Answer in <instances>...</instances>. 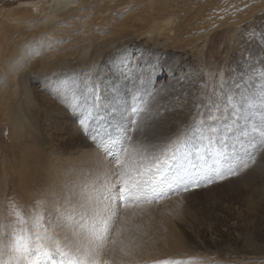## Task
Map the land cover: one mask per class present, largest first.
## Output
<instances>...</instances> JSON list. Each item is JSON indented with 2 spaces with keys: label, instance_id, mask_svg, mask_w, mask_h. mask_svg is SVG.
Returning a JSON list of instances; mask_svg holds the SVG:
<instances>
[{
  "label": "rangeland",
  "instance_id": "1",
  "mask_svg": "<svg viewBox=\"0 0 264 264\" xmlns=\"http://www.w3.org/2000/svg\"><path fill=\"white\" fill-rule=\"evenodd\" d=\"M46 1L0 0V23L11 24V20L6 18L19 12L21 8L30 12L33 8V12L40 11V7L50 3V0ZM36 2L39 4L37 10ZM68 2L66 10L63 2L59 4V9L65 16L63 19L76 13L83 15L81 11L76 10L78 1ZM50 13L49 10L43 15L39 12L33 14L41 18ZM93 15V19L83 25L100 24L99 19L103 14L94 12ZM3 16L7 17L4 19ZM57 20L58 18H51L43 22L51 25L61 21ZM256 22L254 19L251 24L244 23V31L242 28L236 32L232 29L217 30L203 48L202 45L191 46L190 49L188 42L171 45L165 38L159 39L156 33L149 35L147 30H137L135 36H128L126 39L120 37V40L117 39L107 46L93 43L87 56L81 55L79 59L65 61L66 68L56 73L46 68L43 80L36 69L28 73L23 84L26 87L25 94L22 93L21 97L17 95L11 109V119L24 118L21 125L26 128L20 126L14 129L15 124L6 120V116L0 113V224H5L3 231L7 229L8 235L11 236L12 227H20L19 223L7 215L9 207L16 206L15 211L21 212L28 221V226L32 224L31 217L36 215L31 214L30 210L35 209L33 206L38 197L41 201L44 200L42 206L49 208L45 199L48 200L50 192L53 191L54 178L47 177L48 174L50 176L52 163H49L51 160L47 152V137L42 138L43 129H40V125L52 120V125H56L55 136L59 144L69 139L85 140L87 146L84 148L92 158V173L96 172L97 176L105 180V174L115 165L113 156L106 153L102 146V138L116 136L121 126L127 127L130 121H135L138 122L135 126L139 131L133 136L134 143L136 139L146 138L153 144L164 145L183 134V138L191 144L183 147V154L186 151L196 154L194 151L198 149L210 150L211 157H207L212 161L213 167L207 175H213L212 169L226 172L229 166H234L238 174L228 176L224 180L213 176V182L210 184L204 179L201 186L194 190L189 185L187 192L168 191L166 198L142 204L156 206L162 203L166 210L162 214L153 213L144 218L138 215L126 221V230H121L120 235L128 233L126 235L129 237L115 240L116 243L113 244L111 234L107 247L97 255L100 264H160L164 261H178L175 254L180 252H184L182 262L186 264H264V146H259V140L253 135L252 128L253 124L264 117V103L259 100L260 95L264 96V78L253 75L259 68H264L259 62L263 52L258 49V41L262 40L261 45L264 43V21ZM80 25L79 23L76 27L77 32ZM65 26L71 27L68 22ZM254 26L256 31L252 32ZM111 28V25L104 28L106 37ZM239 32L241 43L236 44V34L232 35ZM246 32L250 33L251 37L247 36ZM79 35L82 37L81 32ZM60 36L55 38L62 41L59 42L62 43L60 47H70L72 40L66 38L69 33H61ZM84 41L81 39L78 44ZM6 42L4 37L0 39V45ZM75 42L77 41L73 44H76ZM30 46L18 49L23 51ZM132 50H139L136 58ZM128 52L130 59L124 67L120 66ZM252 53L257 57L251 59L249 55ZM113 60L120 61L119 66L113 64ZM58 62L62 65V61ZM115 68L119 69L117 74L113 72L116 71ZM21 73L14 72L11 67L8 71L0 72V82L13 81L19 84L21 81L22 90L25 76ZM252 90L254 93H251ZM254 94L256 97L253 105L249 104V107L253 108L254 119L249 124L248 106L244 107L242 99L247 100V97L250 98L249 96ZM40 96L50 102L48 107L51 111L47 117L49 119L42 120L38 113V119L32 120L30 113L32 115L39 109ZM136 96L141 99L135 98ZM70 103H76L78 107L71 109L68 106ZM134 106L137 109L135 113L132 111ZM119 107L123 110L122 113L119 112ZM185 107L190 110L189 114L180 122H176L175 118L182 117ZM35 108L37 109L34 110ZM82 117L87 118L85 127L80 124ZM28 125H34L35 129L29 130ZM36 134L41 135L39 140L35 138ZM256 134L258 135V130ZM99 135L101 137H98ZM107 142L109 143L108 139ZM209 142H212L211 145ZM114 148L113 152L116 151ZM147 155L145 153V156ZM252 155L255 156V163H250L247 169L241 171L240 161L247 160ZM214 157L221 162H215ZM182 158L187 160L183 166L190 161ZM144 162L147 164L149 160ZM194 162L202 166L206 164V161L198 162L197 159ZM5 167L8 170L7 175ZM15 170L17 177H9ZM102 179L97 181V189L103 185ZM42 182L44 184H41ZM175 187L176 185H173V188ZM175 197L184 201V209L178 212L173 204ZM45 208L40 209V212L42 211L46 219L49 211ZM37 210L39 209L35 211ZM123 210L121 207V218ZM122 220L123 218L119 219V224ZM140 229L144 231L143 237L136 235ZM122 242L126 244L121 245ZM125 252H128V255L123 257Z\"/></svg>",
  "mask_w": 264,
  "mask_h": 264
},
{
  "label": "bare ground",
  "instance_id": "2",
  "mask_svg": "<svg viewBox=\"0 0 264 264\" xmlns=\"http://www.w3.org/2000/svg\"><path fill=\"white\" fill-rule=\"evenodd\" d=\"M68 1L74 2V0H62V1L50 0V3H46L45 6L39 8L40 11L37 10L39 7V4L38 2H36L35 9L37 11L33 12L32 10L34 8L31 10V12L28 9L21 8V10L14 15H11L8 17L3 16V18L7 17L6 19L11 20L12 23L11 24L9 23L10 25L3 23V22L0 23V39L4 37V39L7 41L5 44L0 45V72L8 71L10 70L11 67H13L14 72L21 73L22 71L21 74L25 76L24 80L22 81V90L20 89L21 81H19V84L14 83L13 81H9L8 83L0 82V113H3L6 116L5 117L6 120H10L12 123L15 124L14 129L20 126L24 129L26 128L25 125H21L24 122V118L23 119L15 118L13 120L11 119L12 117L11 109L15 103L17 95L19 94V96L21 97L22 93L25 94L26 87H24L23 84L26 82V75L28 73H31L32 70L36 69L40 72L41 76L43 77L42 78L43 80L44 79L43 73L46 70V68L52 69V73L53 72L56 73L60 69H63L64 67L66 68L67 65L65 61H71L72 59L74 60V58L79 59L81 55L87 56L90 52V48L92 47L93 43L105 44V46H107L110 43H114L115 41H117V39H119L120 37L126 39V37L128 36L129 37L135 36L137 34L136 33L137 30H140V31L147 30L149 31L148 32L149 35L156 33L158 34L159 39L165 38L166 41L171 45H182L188 42L190 43L188 45L189 49L191 48V46L201 47L202 45H203L202 46L203 48L207 44L209 37L217 30L226 31V30L232 29L233 31L236 32V30L240 28H242L243 30V24L246 22L251 24V22H253L254 19L255 21L259 23L264 21V0H76L78 1V3L76 4V6H78L76 10L78 12L81 11L83 15L79 16L76 13V15L72 14L73 16H71L69 14L70 18L63 19L65 16L63 12L61 13L59 9L60 7L59 4L63 2L64 3L63 6L65 8L64 10H66L67 5L69 4ZM42 2H47V1L42 0ZM99 6L101 8H99ZM53 9L55 11H53ZM49 10L51 11V13L41 18H39L38 15L34 16L35 14H33V13L39 12L43 15V14L48 13ZM94 12L103 14L99 19L100 24L96 26L83 25V23H88L93 19ZM77 15L78 17H76ZM51 18H58V20L61 19V21L57 20L58 22H56L55 24H51V25L45 24L43 22ZM66 22H68V25L71 26L70 28H66L65 26ZM79 23L81 24L79 26L80 30L79 32H77L76 27ZM107 25H111L112 28L110 29L111 31L108 33L106 37L104 28ZM255 29L256 27L254 26L251 31L254 32L256 31ZM98 31H101V32L97 33ZM80 32L82 33V37L79 35ZM61 33H64V34L69 33V36H66V38L68 37V39L70 38L69 39L70 41L72 40V44L70 45V47L61 48L60 45L62 43H59V42H62V41H60V39L59 41L55 40L56 37L57 38L61 37L60 36ZM139 34H141V32ZM235 34H236V44H240L241 42L239 41V38H242L241 32L234 33L232 36H234ZM247 34H248L247 36L251 35L250 33H247ZM262 35H263V41H264V29L262 30ZM81 39L82 40L84 39L85 41L83 43L78 44V42ZM75 40L77 42H75L76 44H73ZM64 41L65 39L63 40V42ZM261 41H258V49H260L263 52V57L259 58L260 59L259 62L262 65H264V43L261 45L262 43ZM28 45H31V46L29 48H26L23 51H20L18 49V48L22 49L23 47H26ZM38 47H41V48H38ZM231 47H232V44L230 45V48ZM132 52L136 54V56L134 57L136 58L138 56L137 53H139V50L137 51L132 50ZM129 53L130 52H128V54L123 58L120 66L124 67V65L127 64L128 62L127 60L130 59L129 57H131L129 56L130 55ZM254 55L255 54L252 53L249 56L251 57V59L254 57H257V55L256 56ZM59 60L62 61L61 63L62 65H59V62H58ZM119 62L120 61H117V60L112 61V63L113 64L116 63L115 65L117 66H119ZM118 68H115L116 71H113L115 74H117L116 72H119ZM62 71L63 70H61V72ZM253 75H257V77L264 78V68H259L257 71L253 73ZM6 80H9V79H6ZM250 81L251 80H249V82ZM8 85H10L9 88H8ZM242 92L244 93V90H242ZM111 93L113 92L111 91ZM243 93L242 95L244 96ZM251 93H254V91L252 90ZM112 96L113 95H111V97ZM137 97L138 96H136L135 98ZM249 97L250 98L247 97V100L242 99V102H243L244 107L248 106L247 122L250 124L254 119V114H253V108L249 107V104L253 105V101H254L253 98H255L256 95L254 94ZM39 98H40V100L38 99L39 109L36 111V113H33L32 115L30 113V119L32 118V120L38 119V113H40V117L42 120L43 118H47L50 115L49 111L51 110L48 107V105H50V102L46 100L43 96H40ZM138 99H141V98L138 97ZM36 109L37 108H35L34 110ZM27 110L30 112L29 105H27ZM119 112L120 113L123 112V110H121L120 107H119ZM189 112L190 110L185 107L182 113V117H176L175 121L180 122L184 116L189 114ZM48 122L49 124H47ZM48 122L43 123V125H40V129H43V131L41 132L43 136L42 138L47 137V145H48L47 152L50 155L49 160H51V162L49 161V163L50 164L52 163V166L50 169V176L48 174L47 177L52 176V178H54L53 191L50 192L48 196V200L45 199V201H47V206L49 208H45L43 206L38 207L37 201H41V198L38 197L36 200V203H34V206H33L35 209L34 210L31 209L30 211L32 212L31 214L33 213L37 214L38 212H40V209L42 208H45L46 211H49L47 218L45 219L46 226L49 227L50 229H54L55 233L58 235L61 242H63L66 234H70V230L74 229L78 233L86 234L87 230L94 223L95 217L93 214V208H94L93 202L91 200L86 199L85 197H86V194H91L93 196L96 195V193H93L92 190L98 187L97 181H99L103 177L100 178L101 176H97L96 172L95 174L92 173V167H93V165L91 164L92 158L89 152L87 151V149L84 148L85 146H87L85 140L69 139L59 144L55 136L56 125H52L53 123L52 120H48ZM33 126L28 125L29 130H31V128L32 130H34L35 128ZM36 129L38 128L36 127ZM104 133L106 132H103V134ZM231 134L234 135V132L232 131ZM40 136L41 135L36 134L35 138L39 140ZM180 136H183V134ZM98 137H101V136L99 135ZM107 138L108 137H105V136L102 138L103 143L108 144ZM33 143L35 142L33 141ZM211 143L212 142H209L208 144L211 145ZM31 144H32V141H31ZM190 145L191 144L189 143V141L184 139L183 147H188ZM29 148H27V151ZM35 149L37 148H34V150ZM113 150H115V148ZM69 151L71 153H69ZM200 151L202 150L198 149V150H195L194 152L198 154ZM34 156H36V153ZM29 157L30 156H28V158ZM186 159H189V158H186ZM194 161L190 160L188 163L184 165V167L189 169L190 171H193L194 173H197L198 170L194 169L193 167L194 165H198V164H196V162ZM197 161L198 162L206 161V164L204 166H209V168L213 167L211 163L212 161L210 162L207 156L201 157L197 159ZM25 166L27 165L25 164ZM31 169L34 170L33 167ZM36 169L38 170L37 167ZM5 174L6 175L8 174L7 168L5 169ZM13 175L17 177L18 173L16 172V170L15 172L12 171L11 174H9V177H13ZM32 175L34 176L35 174H32ZM43 175H45V173ZM21 179L23 180V177ZM102 180H104V178ZM41 184H44V183L42 182ZM260 189H262V187H260ZM42 192H44V190ZM173 204H174V208L176 212H178L181 209H184V201L179 197L173 198ZM15 209H16V206L9 207L7 211V215L10 216L14 222L19 223L17 216L15 214L16 213ZM36 209H39V210L35 211ZM165 210H166V207L162 203L157 204L156 206L148 205V206L131 207L128 209H124L122 212V218H123L122 222L119 224V219H118L116 221V227L112 230V233H111L113 235L112 239L124 240L129 237L128 235H126L128 233H126L123 236H121L120 234L119 236H117L116 228H121L122 231H125L127 227V224L125 225V222L129 221L132 217H136L139 215L142 218H144L153 213L162 214L165 212ZM60 216H63L66 219L67 226L56 227V218ZM4 227H5V224L3 222V224L2 223L0 224V239L7 242L11 238V236L8 235L7 229L3 231ZM136 235L137 237H143L144 231L140 229L137 231ZM124 244H126V242H122L121 245H124ZM118 249H119V243H118ZM127 255H128V252H125L123 257H126ZM183 255H184V252L175 254V256L178 258V261H182Z\"/></svg>",
  "mask_w": 264,
  "mask_h": 264
},
{
  "label": "snow or ice",
  "instance_id": "3",
  "mask_svg": "<svg viewBox=\"0 0 264 264\" xmlns=\"http://www.w3.org/2000/svg\"><path fill=\"white\" fill-rule=\"evenodd\" d=\"M223 81L221 80V87ZM75 97V94H74ZM255 99V98H253ZM264 103V96L259 97ZM71 109L78 107L70 103ZM133 113L137 111L132 109ZM87 118L82 117L80 124L85 127ZM135 121H130L129 126H121L116 136H109L108 144H103L105 152L113 156L115 167L105 174V180L100 188L92 191L96 195L86 194V199L93 202L94 223L81 234L74 229L66 234L63 242L59 239L54 229L45 224L42 212L31 217L32 224L21 212L16 211L20 227H12L11 238L5 242L0 239V264H100L97 255L108 244L112 229L116 221L122 219L120 209L140 207L144 203L166 198L168 191H189L201 186L204 179L210 184L213 176L224 180L228 176L237 175L234 166H229L227 171L212 169L213 175L196 174L185 168L181 163L184 139L178 136L164 145L153 144L147 139H136L133 136L139 129ZM253 135L259 140V146H264V117L253 124ZM258 130V135L256 134ZM116 151L113 152L112 148ZM145 153L148 155L145 156ZM149 163H145V160ZM255 163V156L240 161V170ZM173 185H176L173 188ZM44 201H37V206H42ZM67 226L63 216L56 218V227ZM121 228H116L119 236ZM116 243L115 240L112 241ZM160 264H186L182 261H164Z\"/></svg>",
  "mask_w": 264,
  "mask_h": 264
}]
</instances>
